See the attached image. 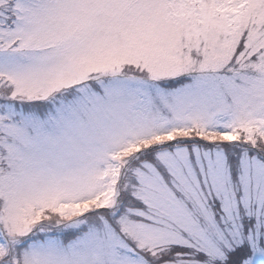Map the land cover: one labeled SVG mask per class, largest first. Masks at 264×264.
<instances>
[{
	"label": "snow or ice",
	"instance_id": "obj_1",
	"mask_svg": "<svg viewBox=\"0 0 264 264\" xmlns=\"http://www.w3.org/2000/svg\"><path fill=\"white\" fill-rule=\"evenodd\" d=\"M0 264H264V0H0Z\"/></svg>",
	"mask_w": 264,
	"mask_h": 264
}]
</instances>
